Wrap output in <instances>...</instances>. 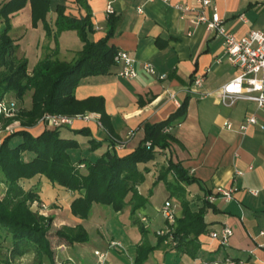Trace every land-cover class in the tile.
<instances>
[{
    "label": "crops",
    "instance_id": "1",
    "mask_svg": "<svg viewBox=\"0 0 264 264\" xmlns=\"http://www.w3.org/2000/svg\"><path fill=\"white\" fill-rule=\"evenodd\" d=\"M6 1L8 0H0V6ZM213 1L224 19L225 27L234 35L241 36L252 29L264 31V0ZM86 2L95 29L91 39L96 41L104 37L108 29V16H116L118 22L109 43L117 50L124 49L136 60L134 65L138 75L133 79L119 76L117 73L121 64L116 63L109 74L89 76L81 80L74 90L75 97L84 99L102 96L110 131L100 123L98 113L89 111L84 113L93 114V119L76 118L72 126L61 128L62 136L74 138L78 142V147L70 150L73 161L81 158L78 156L81 145H84L82 150L91 151L88 146V139L91 137L101 141L102 145L83 157L96 158L106 150L111 139L116 143L119 155L128 154L142 137L145 123L166 119L188 98L185 117L168 129L176 140L172 143L170 152L162 150L155 159L139 164L140 168L145 167L148 172L138 190L144 196L145 193H151L154 185L163 184L161 181L157 184L154 182L170 155L180 160L188 174L199 182L186 186L187 198L193 210L202 206L206 190L213 193L218 188L233 189L230 200L219 197L213 202L214 210L206 209L204 221L207 223V231L197 237L195 257L176 250L171 252L181 260L178 264H209L212 260L228 256L240 260L242 264H264V236L260 235L261 231L264 232V128L251 125L244 132L238 130L251 114L256 116L259 123L264 124V109H258L255 102L246 100H239L230 107L217 102L215 91L238 73L237 68L223 55L222 38L208 32L203 24L193 25L190 19L194 13H183L177 6L194 5L193 0ZM57 5L66 7L67 15L79 17L86 13L76 0H50L45 19L51 28V35L46 34L41 19L33 25L30 2L9 15V35L18 46L17 57L26 58L29 70L45 56L69 61L82 49L83 43L75 30L56 33L54 21L57 17ZM108 6L111 7L110 12ZM240 15L246 21L241 20ZM1 23L0 18V28ZM146 63L151 64L158 74H166V78L161 79L157 74L147 72L143 68ZM199 74L204 76L203 86L199 90L203 93L212 92V95L201 98L198 94L189 92L193 77ZM226 122L232 123L233 128H226ZM30 128L37 130L33 133L36 135L45 127L38 125L27 130ZM81 128H88L90 135L75 134L70 130ZM238 171L243 174H237ZM42 178H37L32 183L38 185ZM250 190H257V194H252ZM165 192L164 200L169 194L166 189ZM39 194L42 201V189ZM57 194H64L69 198V210L75 194L62 187L53 196ZM170 200L173 202L172 198ZM125 209L129 210V207ZM174 212L176 217L180 215V204H176ZM73 218H70L72 222ZM69 225L75 226L76 223ZM224 225L231 228L232 236L228 245L222 246L209 233L220 230ZM84 228L87 230L85 225ZM107 231L114 232V229L109 226ZM146 235L142 233V237L135 242L133 255L132 251L128 252L131 264L135 247L147 240ZM101 237L107 248L109 238L113 237L106 238L104 233ZM73 244H67L66 248Z\"/></svg>",
    "mask_w": 264,
    "mask_h": 264
},
{
    "label": "trees",
    "instance_id": "2",
    "mask_svg": "<svg viewBox=\"0 0 264 264\" xmlns=\"http://www.w3.org/2000/svg\"><path fill=\"white\" fill-rule=\"evenodd\" d=\"M27 2L31 4L33 25L41 19L46 34L51 35V28L45 19L50 0H8L0 6V98L12 93L22 101L25 92L32 90L30 107L20 111L25 127L35 126L45 113L71 116L89 111L98 113L100 123L110 131L104 98L89 96L77 99L74 90L85 77L111 73L116 64L117 49L109 43V39L115 33L117 17L113 14L108 16L105 36L94 41L91 34L95 29L86 0H76L86 12L79 17L65 14L66 7L57 5L56 33L75 30L83 43L82 49L69 61L45 56L29 70L26 58L16 56L18 46L9 35V15L23 8ZM187 107L188 98H185L166 119L145 123L137 145L124 155L117 153L116 143L111 139L106 150L96 158L81 157L73 161L70 150L77 148L78 142L60 133L61 128L70 126L46 127L36 135L24 128L5 137L0 144V182L5 187L0 198V241L8 240L10 245L6 249L7 259L0 257V264H10L13 259L29 253L37 259L36 264H41L44 257L49 264H54V251L48 237L52 217L45 219L32 212L29 206L32 200L40 199L37 184L32 183L40 177L75 194L69 205L72 215L80 219L88 218L94 203L108 205L116 212L129 206L134 223L139 225L141 233L146 234L147 229L136 212L144 208L147 201L138 186L143 184L148 170L140 168L139 164L155 159L162 150L170 152L176 140L165 129L180 122ZM70 130L75 134L90 135L88 128ZM16 135L21 136V141L11 146L10 140ZM88 143L91 151L102 145L93 137L88 139ZM29 181L32 186L25 188L22 183ZM160 181L169 193L166 199L174 197L182 212L167 232L156 234L155 244L144 240L137 244L132 264H145L152 251L166 244L170 245V250L195 257L197 237L207 231L205 211L215 209L213 202L206 199L212 193L210 190L205 191L200 208L193 210L190 207L186 186L199 182L172 155L161 167L154 184ZM55 234L58 245H71L89 239L81 224L56 230ZM166 240L170 243L164 244Z\"/></svg>",
    "mask_w": 264,
    "mask_h": 264
},
{
    "label": "built area",
    "instance_id": "3",
    "mask_svg": "<svg viewBox=\"0 0 264 264\" xmlns=\"http://www.w3.org/2000/svg\"><path fill=\"white\" fill-rule=\"evenodd\" d=\"M213 2V0H193L194 5L177 6L183 13L191 11L194 13V16L190 19L193 25L203 24L208 32L222 38L223 55L238 70V73L233 78L222 84L215 91L217 102L230 107L235 105L239 100H246L255 102L258 109H264V31L252 29L241 36L234 35L225 27L224 19L220 16ZM108 11H111L110 6H108ZM239 18L246 21L242 15ZM114 61L117 64H121V68L117 73L119 76L130 79L137 77L138 73L134 65L136 60L127 51L124 49L117 50ZM143 68L149 73L157 74L161 79L166 78V74H158L156 69L149 63L144 64ZM203 80V75H195L191 86L188 88L189 92L198 94L201 98L212 95V92L203 93L199 90L203 86ZM19 106V103L15 99H10L6 96L0 98V144L5 137L24 129L23 126L14 121V117L20 109ZM76 118L89 120L93 119L94 115L83 113L81 115L70 116L59 113H45L40 118L39 123L45 127L72 126ZM8 120L12 121L5 124V121ZM251 125H257L260 129L264 128V124L259 123L256 116L251 114L245 118L238 130L244 132ZM233 126L230 122L225 123V127L228 129H232ZM165 130L167 131L168 128ZM237 174L241 175L243 172L238 171ZM250 192L255 195L257 194V190H250ZM232 193L233 189L218 188L215 192L209 194L206 199L209 202H214L219 197L230 200L233 196ZM42 206L44 205L42 204ZM175 208L176 204L169 199L164 200L158 208V211L166 222L165 228L157 232L158 235L164 234L169 230L170 226L174 225L176 218ZM140 220L145 222L147 218L141 216ZM209 235L217 239L220 245L225 246L229 243L232 230L229 226L224 225L220 230L211 231ZM260 235L264 236V232L261 231ZM164 242L170 243L169 240ZM113 247L123 249L120 242L110 241L107 248ZM107 252L106 250L104 252L99 249L94 250V255L97 258L96 264H110L107 260ZM209 264H242V262L228 256L212 260Z\"/></svg>",
    "mask_w": 264,
    "mask_h": 264
},
{
    "label": "rangeland",
    "instance_id": "4",
    "mask_svg": "<svg viewBox=\"0 0 264 264\" xmlns=\"http://www.w3.org/2000/svg\"><path fill=\"white\" fill-rule=\"evenodd\" d=\"M16 51V56H17ZM31 94L32 90H28L24 94V98L22 101H19L16 97L13 96L12 93H8L5 96L10 99H15L19 103V111L17 115L14 117L15 123L17 122L19 125L25 127L23 125V118L20 117V111L23 109H28L31 104ZM68 115V114H67ZM81 115V114H76ZM75 116V115H72ZM43 117V116H41ZM40 117V118H41ZM37 120L36 125H40L39 120ZM12 120L5 121V124L10 123ZM42 127H45L42 125ZM46 128V127H45ZM32 133H36L37 130L35 128H30ZM21 141V136L16 135L10 140V145H14ZM82 146L79 148L78 156L83 157L88 155L91 151L84 149L82 150ZM82 152V153H81ZM93 155V154H91ZM94 158V157H93ZM150 180V178H149ZM25 188L32 186V183L23 182L22 183ZM152 187V185H151ZM4 186L3 183L0 182V198H2L4 193ZM38 190L42 189V201L39 200H32L29 202L30 209L32 212H36L39 215L45 217V219L52 217L51 226L48 230V237L51 242L52 250L54 251V264H96L97 258L94 255V250L99 249L101 251H108L107 252V260L110 264H131V259L128 257L132 251H134V244L142 237V233L140 232L139 225L134 223L132 217L130 216V207L129 210L125 209L118 211H114L108 205H102L98 203H94L91 208V212L86 219H80L71 214L70 209L68 210V201L69 198L66 197L64 194H56L58 191V186L50 183L46 178H42L37 185ZM53 193V194H52ZM166 195L165 188L163 184L154 185L152 187L151 193H145L144 196L147 198L146 204L144 208L137 210L136 214L140 216L145 215L147 220L144 222L143 225L146 231V241L154 243L155 236L157 232L161 229H164L166 226L165 220L163 219L161 213L158 211V208L162 205L164 197ZM40 197V196H39ZM174 203L179 202L174 198L171 197ZM175 199V200H174ZM42 204L44 206H42ZM44 207V208H43ZM121 212V213H120ZM75 217L76 219H74ZM73 218L76 224H81L83 227L87 228L86 232L88 233V241L86 242H76L69 248H66L67 243L64 244L65 246H58V239L56 237V230H62L68 226L69 224H73L70 220ZM82 220V221H81ZM84 224V225H83ZM111 227L114 229V232H108L107 228ZM75 227V226H74ZM161 229H158L160 228ZM98 230V231H97ZM156 230V231H155ZM155 231V232H154ZM104 233L105 237H113L109 238L110 241H117L120 242L122 246H126L123 249H117V247L113 248H106V244L103 242L101 234ZM111 239V240H110ZM108 242V243H109ZM156 243V241H155ZM154 243V244H155ZM166 244V243H164ZM9 241L4 240L0 241V257L3 259H7L6 249L9 246ZM170 246L169 244L161 245L160 247L156 248L152 251L148 259L146 260V264H178L180 263L179 257L167 247ZM108 247V246H107ZM128 249V250H127ZM133 249V250H132ZM37 259L34 258L33 253L25 254L21 258H15L12 260L10 264H30L34 262L37 263ZM41 264H49V261L46 257L42 258ZM6 264V263H5Z\"/></svg>",
    "mask_w": 264,
    "mask_h": 264
}]
</instances>
